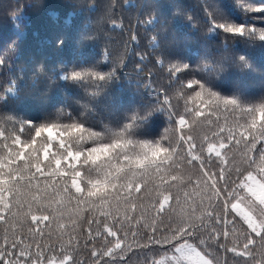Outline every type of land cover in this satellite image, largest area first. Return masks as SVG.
I'll use <instances>...</instances> for the list:
<instances>
[{"label": "trees", "instance_id": "16d2710c", "mask_svg": "<svg viewBox=\"0 0 264 264\" xmlns=\"http://www.w3.org/2000/svg\"><path fill=\"white\" fill-rule=\"evenodd\" d=\"M241 26L243 35L226 30ZM262 36L264 0H0L4 179L9 169L23 167L32 148L39 149L42 168L55 167L52 153L63 161V150L54 142L45 160L41 145L64 137L73 152L82 153L74 163L85 189L82 195L69 187L67 210L55 213L60 197L49 188L56 203L46 209L33 204L23 219H13L12 212L28 213V204L21 209L16 193L5 192L9 207L0 206V250L7 254L0 264H60L65 255L70 264H175L169 257L185 242L212 264H264V241L231 209L236 200L227 196L235 189L246 197L239 183L249 171L264 178L259 172L264 139L251 151L245 147L251 143V120L257 128L264 120V112L256 111L264 105ZM91 68L108 73L107 79L90 78ZM77 72L84 79H72ZM197 111L202 115L196 117ZM118 141L128 144L120 150ZM210 143L225 145L219 157L208 152ZM157 146L174 149L172 159L160 164L159 172L152 168L147 181L138 178L139 191L133 188L129 197L121 187L133 171L143 172L133 167L114 181L111 196L77 202L86 197L87 180L104 174L97 167L105 157L93 154L97 164L85 163L89 151L111 149L112 164L127 169L128 160L150 158ZM19 151L25 159L11 162L10 153ZM61 168L70 171L67 162ZM205 172L217 181L219 196L205 187ZM32 175V185L43 187L48 179L63 187L61 178L41 176L34 168L25 173ZM17 183L22 192L28 190V179L12 181ZM159 192L170 196L164 210ZM181 210L189 217L183 224ZM254 213L259 216V209ZM33 214L49 220L33 222ZM249 239L253 244L245 250ZM108 249L111 255H104Z\"/></svg>", "mask_w": 264, "mask_h": 264}, {"label": "snow or ice", "instance_id": "6c2138e0", "mask_svg": "<svg viewBox=\"0 0 264 264\" xmlns=\"http://www.w3.org/2000/svg\"><path fill=\"white\" fill-rule=\"evenodd\" d=\"M220 27H225L224 25H220ZM227 31L238 33L243 35L244 34V28L241 26L239 28H226ZM264 38V36H262ZM177 71H179L177 69ZM74 78H79V73L74 74ZM189 87L192 85L189 84ZM201 96L200 92L196 93V97L199 98ZM226 104H235V101H225ZM249 111H252L249 109ZM256 111L258 112H264V105H260ZM202 113L200 111H197L195 113L196 117L201 116ZM180 126H183L185 124V119L180 118L179 120ZM75 128V126H73ZM249 135L251 136V143L250 147L248 144L245 145L246 148H249V151L256 148V141L260 139H264V120H260L259 128H257V120L253 119L251 120ZM253 131L258 132V135L252 134ZM231 134V133H230ZM240 136L244 140H248V137L245 136L244 132L240 133ZM39 137V136H37ZM183 139V137H181ZM191 139V138H189ZM58 143L60 149L63 150L64 156L63 161L61 158H58L56 153H52V158L54 160L55 167H52L51 164H49L46 168L41 167V161L39 156V149L32 148L31 152L27 155V159L25 164L20 169H9L8 179H4V176L6 173L2 171L3 168L7 167L6 164L0 165V206H3V208L7 209L8 203L6 202L7 197L5 196V192H14L16 193V204L22 209L23 204H28V213L21 212H12L13 219H23L32 211L33 204L38 205L42 209H46L48 207H51L53 203H56V201L48 196V190L49 188H52L55 192V196L60 197L59 204L61 207L54 208L53 211L55 213H60L62 211L67 210V206L64 204V200L71 199L70 193H69V187L71 189L75 190V193L77 194H84L85 189L81 186V176L82 173L80 171L75 170V163L77 162L80 157L82 156L81 152H73L71 150V145H66L64 137H62L60 140L52 139L51 141L48 140L46 144L41 145V148L43 149V157L45 160L49 159V154L52 149L53 143ZM16 144H21V140L17 139L15 141ZM36 143V141H35ZM31 143L27 147H31V145L35 144ZM118 144L121 145L120 150H123L124 147L127 146V141H118ZM237 143H240L238 140ZM23 147V146H22ZM191 145L189 148L191 149ZM225 145L221 143L219 145V148H217L214 144L208 145V152L212 153L215 152V155L219 157L221 155L220 149H223ZM92 149V148H91ZM105 151H107V155H105ZM174 149L167 148L166 150L162 148V146H157L153 150V155L150 158H144L139 157L135 159L128 160L127 162V169L123 166H117L115 164H112V150H102L99 148H96L94 150H91L88 152V156L85 160V163L91 162L93 165L97 164V160L99 159V156L94 157L93 154H102L105 157L106 163H102L97 167V171H100L103 169L104 174L102 176V179H88L87 180V191H86V197L84 200H79L78 203H87L90 202L88 198H97L101 201L104 200L106 196H111V193L109 192V188L115 189L117 185L114 183L116 179L119 178L121 173H127V171H130L133 167L137 169H143V172L140 174H137L136 172L131 173V177L128 179V182L124 185H121L127 192L129 197L131 196V192L133 188L136 191L140 190V184L134 183L138 178L141 180L147 181L151 178V169L156 168V171H160L159 165L164 163L165 160H171L173 155ZM161 153H164L165 156L163 159H158L161 156ZM11 156H13V161L15 162V158L19 159H25V152L19 151L15 153H10ZM193 160L198 159V157L193 156ZM261 166L259 167V172L262 177H264V151L261 152L260 156ZM62 162L68 163V168L70 171L63 170L61 168ZM254 162V161H253ZM35 169V173H39L41 176L47 177V178H61L63 180V187H60V181H52L49 182L48 179L45 180L43 187H40L39 185H32L31 181L34 179V175L32 176H25V173L30 172L31 169ZM19 173V175H17ZM204 175L207 177V181H211L210 185L207 181H205V187H210L214 190L213 194L215 196H219L221 194V190L217 188V181L212 178V175L205 172ZM220 178H224V173L221 171ZM25 179H28L29 184L25 187L28 188L27 191L22 192L21 187L19 184H12L13 180H16L17 182L23 181ZM70 179V186L67 180ZM98 180L103 181V187L100 191H96L94 189V185L98 182ZM239 188L243 190V192L246 194L245 196L240 195L238 192L233 189L232 191L227 192L228 197H232L236 200V202L231 203V209L242 219V221L247 225V228L250 230L251 233L255 234V236L260 237L261 241H264V178L258 179L251 171L247 173V176L244 177L243 180L239 183ZM35 189V191H33ZM68 194V195H65ZM158 195H162V200L159 202V210H164L165 205L169 202L170 196L167 194H164L163 192H159ZM188 193H185V196H187ZM21 197H24L22 200ZM113 199L117 202V205L120 204L121 197L119 194H117ZM45 201H47L45 203ZM128 200L124 199L123 203L125 206L128 204ZM179 203V201H178ZM254 208L259 209V216L255 215ZM127 210V209H125ZM116 211H120V207H116ZM56 219H59L60 216H56ZM178 218L181 221V224L184 223L186 219L189 217L187 214L181 210L180 213H178ZM31 220L33 222H39V221H48L49 217L47 215L37 216V215H31ZM60 227H63V225H60ZM177 233H183L186 231V229L177 228ZM108 234L110 236H116L117 234L111 230H109ZM160 241H157L159 243ZM253 244V240L249 239L247 243L244 244V249L248 250L249 246ZM12 247L15 248L16 244L13 242ZM115 248L120 249L121 248V242L117 240L115 243ZM262 248H264V245H262ZM26 249H21L20 254L23 255ZM112 249H108L107 252L104 253V255H111ZM175 253L177 255L173 256V261L175 264H212V261L209 259H206L195 247H192L187 242L179 244L175 247ZM4 251L0 250V260H2L3 256L6 255ZM92 256H97L96 252L92 253ZM71 257L69 255H65L63 259L60 261V264H70ZM7 264H20L19 260L12 261L9 260ZM51 264V262H50ZM163 264V262H161Z\"/></svg>", "mask_w": 264, "mask_h": 264}, {"label": "clouds", "instance_id": "9594fccd", "mask_svg": "<svg viewBox=\"0 0 264 264\" xmlns=\"http://www.w3.org/2000/svg\"><path fill=\"white\" fill-rule=\"evenodd\" d=\"M77 73H79L80 79H84L82 73H80V72H77ZM87 73H88L90 78L95 77L97 81L105 80V79H107V76H108V73L102 72L96 68L88 69ZM72 79H76V78H74V76H73ZM102 187H103V181L102 180H98V182L94 185V189L96 191H100L102 189Z\"/></svg>", "mask_w": 264, "mask_h": 264}, {"label": "rangeland", "instance_id": "374dc122", "mask_svg": "<svg viewBox=\"0 0 264 264\" xmlns=\"http://www.w3.org/2000/svg\"><path fill=\"white\" fill-rule=\"evenodd\" d=\"M182 244V243H181ZM189 244V243H188ZM190 245V244H189ZM192 246V245H191ZM193 247V246H192ZM198 251V250H197ZM200 252V251H199ZM201 253V252H200ZM202 254V253H201ZM174 255H177L176 253H174V254H172L169 258H170V260H172L173 261V256ZM203 255V254H202Z\"/></svg>", "mask_w": 264, "mask_h": 264}]
</instances>
